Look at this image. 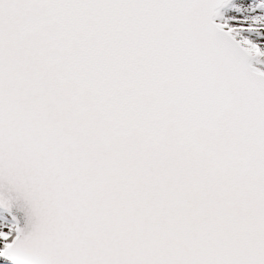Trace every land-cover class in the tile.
Instances as JSON below:
<instances>
[{"label":"snow or ice","instance_id":"snow-or-ice-1","mask_svg":"<svg viewBox=\"0 0 264 264\" xmlns=\"http://www.w3.org/2000/svg\"><path fill=\"white\" fill-rule=\"evenodd\" d=\"M0 264H264V0H0Z\"/></svg>","mask_w":264,"mask_h":264}]
</instances>
